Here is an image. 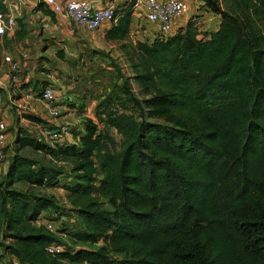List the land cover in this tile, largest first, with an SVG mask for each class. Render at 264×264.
<instances>
[{
	"label": "trees",
	"instance_id": "16d2710c",
	"mask_svg": "<svg viewBox=\"0 0 264 264\" xmlns=\"http://www.w3.org/2000/svg\"><path fill=\"white\" fill-rule=\"evenodd\" d=\"M201 1L221 17L219 30L189 22L167 42H133L136 0L117 7L106 38L120 45L139 97L126 84L119 99L107 96L77 144L18 137L0 182L3 256L19 264H264V0ZM129 103L138 117L120 110ZM112 130L123 138L119 151L110 152ZM67 179L82 222L74 236L102 245L97 252L48 253L61 238L39 220L58 221L60 208L39 190Z\"/></svg>",
	"mask_w": 264,
	"mask_h": 264
},
{
	"label": "crops",
	"instance_id": "0c3cea01",
	"mask_svg": "<svg viewBox=\"0 0 264 264\" xmlns=\"http://www.w3.org/2000/svg\"><path fill=\"white\" fill-rule=\"evenodd\" d=\"M56 1L65 5L69 1L83 0ZM86 1L96 8H103L110 5L121 7L130 0ZM187 1L190 2L192 16H196L200 6L198 1L201 0ZM4 5L7 12L17 18V27L0 38V119L8 126L6 140L9 153V159L0 162V182L9 170L18 137H29L50 145L43 135L44 127L63 128L69 129L66 145L77 144L76 135L86 133L89 120L98 123L97 108L111 93L107 77L111 70L108 55L113 58L120 56V62L126 61L120 45L106 38L112 24L92 32L63 14L53 13L35 0H4ZM199 14L202 31L219 30L220 16L203 11ZM135 20L138 22L140 17L134 16ZM188 23V20L177 21L175 34L186 28ZM8 56L18 65V71H11L5 62ZM46 72L50 74L46 75ZM49 86L55 88L62 114L59 118L51 116L49 105L41 97ZM70 169L67 166L68 172ZM60 184H70V180ZM66 194L68 196L67 191ZM3 254L1 247L0 256ZM13 262L19 264L16 259Z\"/></svg>",
	"mask_w": 264,
	"mask_h": 264
},
{
	"label": "built area",
	"instance_id": "2783aa9c",
	"mask_svg": "<svg viewBox=\"0 0 264 264\" xmlns=\"http://www.w3.org/2000/svg\"><path fill=\"white\" fill-rule=\"evenodd\" d=\"M43 4L55 14H63L72 19L77 24L85 27L89 31L96 32L101 30L105 25L115 24L116 5H110L103 8H96L89 1H69L65 5L59 4L56 0H35ZM213 14L210 10L203 7L201 12ZM191 13V6L185 0H137L134 14L143 20H135L132 30V40L134 42L144 41L152 43L155 40L167 42L175 35V23L178 19L187 17ZM214 15V14H213ZM137 19V18H136ZM193 23L202 31L203 25L194 19ZM17 27V18L8 12L0 11V36H5L9 31ZM152 27V29L150 28ZM5 62L10 65L12 72L18 71L19 67L13 59L8 56ZM42 100L50 107V114L53 118H59L61 110L57 104L54 86L47 87L41 94ZM69 130V129H68ZM68 130L52 129L44 127L43 135L52 147L66 146ZM8 126L0 119V162H6L9 159L7 148ZM62 218L61 220H63ZM39 224L45 226L50 232L59 231L56 219L52 220L45 214L40 217ZM2 238L0 237V242ZM48 253L57 256L66 251L65 246L60 243H53L48 247Z\"/></svg>",
	"mask_w": 264,
	"mask_h": 264
},
{
	"label": "rangeland",
	"instance_id": "374dc122",
	"mask_svg": "<svg viewBox=\"0 0 264 264\" xmlns=\"http://www.w3.org/2000/svg\"><path fill=\"white\" fill-rule=\"evenodd\" d=\"M130 1H133V0H130ZM185 1H187V0H185ZM0 3H4V0H2V2L0 1ZM136 3H137V0H136ZM198 3L202 4L201 1H198ZM199 9L201 10V6H199V8H197V15L196 16H192V11H191L189 16L180 18V19H178V21H180V20H186L187 21L188 20L189 22H193L194 19L200 20L199 19V17H200ZM199 23H200V21H199ZM150 28L152 29V27H150ZM119 57L116 56V58H113L110 56V54L108 55V58L111 61V64H110L111 70L108 71V73H107V77H108L109 83H110L109 88L111 90V93L109 96H111L112 99H119L117 97H122V95H123L122 89H123L124 85L126 84V85H128V87H130L134 91L136 96L139 97V90H138V87L136 86L135 81H134L132 68H131L130 64L127 62V60L124 62H120ZM49 74L50 73L46 72V75H49ZM123 104H125V102ZM121 107H120V110L122 112H124L125 114L133 116L135 118L138 117L139 111L136 108H133L132 103L126 104L122 108ZM101 127L103 128L102 125H101ZM109 134L111 135V137L114 141L112 146H110V148H109L110 152L119 151L121 148L122 142H123V138L114 130L110 131ZM54 147H56V146H54ZM24 154H27V155L31 156L32 158H35L39 162H46L42 158L43 154H37L36 152H33L30 149L24 151ZM16 187L18 189L24 191V192H28L30 189V187L24 183H17ZM39 191L55 197L56 201L59 204L60 209H59L58 215H57V219H58L57 227H58L59 231L56 233V235L59 238H61V241L59 243L61 245L65 246L66 250L70 251V252L76 250L77 248H85V247H87L88 250L97 252L102 245H97V246L83 245L74 236L78 233H81L82 222H81V219H80L78 213L72 208V205L69 203V198H68V196L66 194V190L62 186V184H60V182L58 181V183L56 185H49L47 188L46 187L42 188ZM61 218H64V219L61 220ZM0 236H1V234H0ZM3 261H5L4 264H14L12 258H10L6 255L0 256V264L3 263Z\"/></svg>",
	"mask_w": 264,
	"mask_h": 264
}]
</instances>
